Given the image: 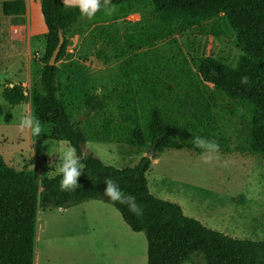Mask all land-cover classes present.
<instances>
[{
    "label": "trees",
    "instance_id": "1",
    "mask_svg": "<svg viewBox=\"0 0 264 264\" xmlns=\"http://www.w3.org/2000/svg\"><path fill=\"white\" fill-rule=\"evenodd\" d=\"M40 1L47 34L39 84L27 89L8 82L2 97L13 107L29 104L33 117L51 126V140L67 142L76 150L84 170L78 187L62 192L59 175L40 178L34 170L17 171L0 156V264H35L41 209L67 210L90 201L113 206L134 233L145 234L148 264H264V241L236 239L208 229L185 216L178 204L156 198L147 181L152 159L143 157L135 167L117 169L86 152L89 143L126 142L148 154L153 149V157L158 158L180 148L186 128L169 122L157 104L142 116L127 63L112 86L93 82L83 91L85 119L76 121L60 91L57 64L68 56L74 27L86 18L61 0ZM110 7L118 9L119 19L146 11L138 22L124 24L123 54L152 49L192 30L231 44L238 53L232 60L201 56L191 60L192 68L214 87L209 93L213 108L239 121L243 153L264 156V0H111ZM2 11L5 17H22L26 3L5 2ZM99 12L104 14L98 11L94 18ZM60 32L65 42L57 64L50 66ZM244 77L247 83H242ZM100 113H110L112 119H105L95 132L90 121ZM106 179L117 183L125 196L134 197L142 215L105 197Z\"/></svg>",
    "mask_w": 264,
    "mask_h": 264
},
{
    "label": "rangeland",
    "instance_id": "2",
    "mask_svg": "<svg viewBox=\"0 0 264 264\" xmlns=\"http://www.w3.org/2000/svg\"><path fill=\"white\" fill-rule=\"evenodd\" d=\"M35 13L33 9L32 18ZM145 13L119 19L118 9H114L111 15L99 12L100 16L83 19L74 27L68 56L57 64L58 85L65 102L76 114V121L85 119L81 112L83 91L93 82L112 86L127 63L142 116L157 104L169 122L186 128L180 148L151 158L147 174L150 192L160 200L178 204L185 216L208 229L220 232L231 219L242 222L244 228L229 236L264 241V226L256 229L260 215L264 217V156L243 153L245 142L239 121L213 108L209 93L214 87L203 81L191 64L193 58L201 56L232 60L238 53L231 44L201 37L198 30H192L152 49L123 54L124 24L138 22ZM10 20L0 15V54L14 51L21 57L19 63L0 59V90L8 82L31 89L39 84L46 42L42 36H25L19 27L10 31ZM28 47L30 56L25 60ZM21 114L33 116L30 105L10 106L0 91V133L9 138L8 148L15 154L8 165L17 171L34 170L40 178L57 175L56 156L48 154V148L61 142L50 139L49 125L42 124L46 131L39 137L21 132L17 126ZM109 114L93 116L90 126L95 132L101 130L105 119H112ZM195 136L218 143L219 159L204 163L201 150L192 145ZM85 150L117 169L135 167L149 155L126 142L89 143ZM249 201L258 208L246 204L235 210L239 203ZM234 212L237 214L232 218ZM40 216L46 225L41 264H148L145 234L129 230L121 214L103 201L85 202L67 210L41 209Z\"/></svg>",
    "mask_w": 264,
    "mask_h": 264
},
{
    "label": "clouds",
    "instance_id": "3",
    "mask_svg": "<svg viewBox=\"0 0 264 264\" xmlns=\"http://www.w3.org/2000/svg\"><path fill=\"white\" fill-rule=\"evenodd\" d=\"M64 2L68 7L78 8L80 16L89 20L94 18L98 11H103L107 15H111L114 11V8L110 7L111 0H64ZM242 83H247V77L242 78ZM17 126L21 132H30L32 137H39L46 131L39 119L27 114H21L18 117ZM192 145L201 150V158L204 163H211L213 160L219 159L217 153L220 151V146L215 141L195 136L192 138ZM49 153L56 156L55 174L60 177V191H72L78 187V178L84 170V164L76 150L67 146V142H61L50 146ZM104 184L106 185L104 196L111 202L127 205L131 213L137 216L142 215V208L136 203L135 198L125 196L117 183L106 179Z\"/></svg>",
    "mask_w": 264,
    "mask_h": 264
},
{
    "label": "crops",
    "instance_id": "4",
    "mask_svg": "<svg viewBox=\"0 0 264 264\" xmlns=\"http://www.w3.org/2000/svg\"><path fill=\"white\" fill-rule=\"evenodd\" d=\"M2 1L3 2L1 5V8H0V15L4 18H11V20H10V31H12V29H17L19 27V28L23 29L24 35L26 33H28L29 36L33 37V38L36 36L44 37L47 34V27L45 25V21H44L43 15H42L41 1L40 0H2ZM12 1H24L26 3V15L25 16H22V17H5L4 16L3 11H2L3 4L5 2H12ZM61 1L65 4L64 0H61ZM33 9L36 10L34 18L31 17L32 16L31 13H32ZM12 18H16V19L13 20ZM25 41H26V39L24 38L23 42H25ZM29 56H30V48L28 47L25 60H28ZM20 57H21L20 54L18 52H14V51L13 52L11 51L5 55H3L2 53L0 54V59H6V61H14L15 63H19ZM16 84L18 85V83H16ZM23 87H25L24 84H23ZM0 91L3 92V88H1ZM10 143H11V141H9V138H7L4 133H0V156L5 160V162L7 164H8V159H13L14 155H15L14 152L10 151L8 148ZM250 190L251 189H249V191ZM246 204H250L251 206L258 208V206L255 205V202L249 201V202L239 203V205H238L239 207L236 206L235 210H237V208H241L242 206H244ZM82 205H80V206H82ZM236 214L237 213L234 212L232 218H234L236 216ZM259 222H261L260 225H258L259 227L258 228L256 227V229H258V230L262 229L263 228L262 226H264L263 225L264 217L262 215H260V217H259ZM37 227H38V222H37ZM228 227H230V228H228ZM228 227L224 226L223 229L220 230V232L229 236L230 235L229 233H231V232L233 233L234 230L244 228L242 222H237V221H234L231 219H229ZM128 228H129V226H128ZM129 230H131V229L129 228ZM215 231H218V230H215ZM233 238H235V237H233ZM36 246H37V238H36ZM35 264H36V250H35Z\"/></svg>",
    "mask_w": 264,
    "mask_h": 264
},
{
    "label": "bare ground",
    "instance_id": "5",
    "mask_svg": "<svg viewBox=\"0 0 264 264\" xmlns=\"http://www.w3.org/2000/svg\"><path fill=\"white\" fill-rule=\"evenodd\" d=\"M45 223L43 222L41 216L38 221V231H37V247H36V264H41V255H42V242H43V234L45 231Z\"/></svg>",
    "mask_w": 264,
    "mask_h": 264
},
{
    "label": "water",
    "instance_id": "6",
    "mask_svg": "<svg viewBox=\"0 0 264 264\" xmlns=\"http://www.w3.org/2000/svg\"><path fill=\"white\" fill-rule=\"evenodd\" d=\"M64 42H65V39H64V36H63V33L60 32L59 33V43H58V46L56 47L55 51L53 52L52 56H51V59L49 61V65L50 66H55L57 64V60H58V57H59V54L62 50V47L64 45ZM13 87V85H12ZM153 149L150 151L149 155H148V158H152L153 157Z\"/></svg>",
    "mask_w": 264,
    "mask_h": 264
}]
</instances>
